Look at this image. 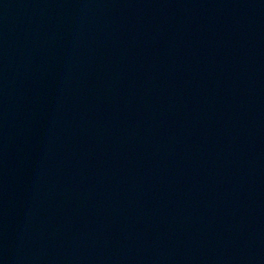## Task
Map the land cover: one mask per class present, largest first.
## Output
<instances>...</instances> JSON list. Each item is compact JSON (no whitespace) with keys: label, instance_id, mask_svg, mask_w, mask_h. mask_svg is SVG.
<instances>
[{"label":"water","instance_id":"95a60500","mask_svg":"<svg viewBox=\"0 0 264 264\" xmlns=\"http://www.w3.org/2000/svg\"><path fill=\"white\" fill-rule=\"evenodd\" d=\"M0 264H264V0H0Z\"/></svg>","mask_w":264,"mask_h":264}]
</instances>
